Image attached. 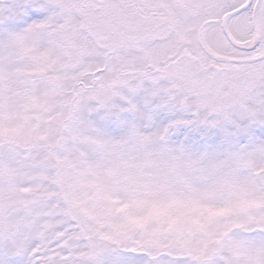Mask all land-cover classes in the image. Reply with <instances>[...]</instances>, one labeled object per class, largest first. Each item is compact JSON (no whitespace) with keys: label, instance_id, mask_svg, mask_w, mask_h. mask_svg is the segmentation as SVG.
<instances>
[{"label":"snow or ice","instance_id":"6c2138e0","mask_svg":"<svg viewBox=\"0 0 264 264\" xmlns=\"http://www.w3.org/2000/svg\"><path fill=\"white\" fill-rule=\"evenodd\" d=\"M0 264H264V0H0Z\"/></svg>","mask_w":264,"mask_h":264}]
</instances>
